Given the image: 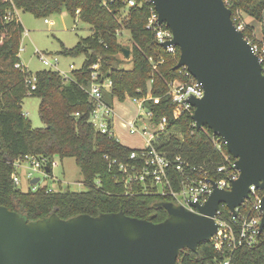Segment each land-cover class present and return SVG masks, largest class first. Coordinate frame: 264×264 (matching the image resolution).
<instances>
[{
	"label": "trees",
	"instance_id": "obj_1",
	"mask_svg": "<svg viewBox=\"0 0 264 264\" xmlns=\"http://www.w3.org/2000/svg\"><path fill=\"white\" fill-rule=\"evenodd\" d=\"M235 20L240 14L261 23L262 38H254V25L246 24L245 37L257 44L264 60V0H226ZM21 9L36 17H45L66 10L73 18L91 25L92 34L72 48L63 45L62 53L68 56L85 55L79 69H73L69 78L59 71L43 69L32 74L29 69L17 68L20 37L25 27L20 20H7L8 12ZM152 3L136 0L128 6V0H0V205L36 221L57 213L62 219L80 214L98 216L103 213L123 211L126 215L162 222L168 211L162 202L171 198L157 192L152 183L127 182V174L120 168L140 165V157L131 158L138 148H131L115 136L97 130L90 121L95 103L90 97L93 67L98 65L100 81L110 78V90H104L106 101H124L127 97L141 98L151 93L159 101H145L154 111L156 121L168 117V125L155 141L156 147L167 157L182 156L192 165L206 168L212 176L220 177L217 166L226 155L232 160L227 146L223 151L215 148L213 132L207 126L197 129L192 112L174 118L173 103L168 94L169 82L187 80L175 69L180 57L160 45L155 32L148 29ZM127 10V11H126ZM126 11V13H125ZM125 13V14H124ZM124 15V17H122ZM131 33L129 61L131 68L120 67L119 54L124 46L120 40L121 29ZM118 65L112 68L113 61ZM264 66V61H263ZM35 78L31 84L30 79ZM151 82V83H150ZM32 85L35 88H32ZM41 99L40 115L46 126L34 128L22 110L26 96ZM26 154L46 156L53 160L75 158L79 166L85 191L60 188L48 191V186L37 190H23L13 182L14 166L11 160ZM49 167L52 172V163ZM224 217L230 219L227 207L222 208ZM222 255L212 241L201 242L196 251H181L178 264H215ZM235 264H264L263 248H241L232 258Z\"/></svg>",
	"mask_w": 264,
	"mask_h": 264
},
{
	"label": "water",
	"instance_id": "obj_2",
	"mask_svg": "<svg viewBox=\"0 0 264 264\" xmlns=\"http://www.w3.org/2000/svg\"><path fill=\"white\" fill-rule=\"evenodd\" d=\"M149 1L174 35L162 46L180 49L174 68L186 67L204 85V97L187 99L196 128L207 126L225 140L239 178L230 190L215 184L204 204H193L198 212L160 203L168 211L162 222L123 211L68 219L53 213L29 221L0 205V264H178L181 251H196L217 232L215 217L222 203L236 215L251 185L264 192V66L235 25L231 8L226 0ZM123 56H130L129 48H123ZM117 65L114 60L112 68ZM261 210L262 230L264 195Z\"/></svg>",
	"mask_w": 264,
	"mask_h": 264
},
{
	"label": "built area",
	"instance_id": "obj_3",
	"mask_svg": "<svg viewBox=\"0 0 264 264\" xmlns=\"http://www.w3.org/2000/svg\"><path fill=\"white\" fill-rule=\"evenodd\" d=\"M135 5L136 0H128L129 7ZM17 11L18 9L13 6V10L8 12L5 18L7 20L18 19L17 13L14 15ZM158 17L153 5L146 27L155 32L158 43L162 45L172 40L174 35L165 23L159 22ZM234 23L238 29L244 31L246 25L242 20H238V17H236ZM166 49L171 53H176L177 46L170 45ZM252 49L259 55L263 64V50L257 44H252ZM41 59L45 65L55 67L54 70L59 71L64 78H69L67 72L58 68L59 58L57 56L52 61L49 57L42 54ZM16 67L28 69L22 62L17 63ZM93 67L95 70L91 73L93 81L89 88V94L95 106L91 112L90 121L97 130L115 136L113 120L111 119V115L115 114V110L113 103L109 104L104 95V90H110L113 81L110 78L100 81L101 72L98 71V65L95 64ZM71 68L75 69V65L72 64ZM180 72L187 77V80L177 78L169 82L168 94L171 96L173 103L174 118L181 117L185 112H194V107L187 102L188 98L191 96L202 98L205 95L203 83L194 78L186 67L180 68ZM30 82L31 84L34 83L35 78L32 77ZM32 88H35V86L32 85ZM149 99L154 102L159 101V98H154L151 93L141 98H133L139 107L146 109V116H136L133 120L124 123V125L128 126L130 133L139 132L145 140L143 148H138V150H134L131 153V158H141L140 165L134 164L128 167L122 164L120 168L127 174V182L140 181L145 184L150 182L157 187V192L170 197L171 202L176 205H182L190 211L198 212V209L193 204H204L212 194L215 184L220 189L230 190L232 188L234 181L240 176L239 170L235 168L236 159L232 160L229 155H226L224 162L217 166V173L221 174V176L216 177L212 176L206 168L190 164L182 156H176L173 159L167 157L159 151L155 141L158 135L166 130L168 117L163 116L159 121H156L154 111L145 106V101ZM139 121L142 123L141 127L137 126ZM213 143L219 151H223V146L226 145L222 137L214 135ZM9 162L15 168L13 173L14 184L18 187L21 185L22 179L18 170L19 168H26V163L29 166L27 167L29 171L26 174L30 182L28 189L37 190L40 187L38 185L39 182L37 184L31 182L36 178L33 172L47 174L46 168L49 167L52 160L50 161L46 156L26 154ZM48 191L56 190L48 187ZM249 194L244 203L236 208V215L224 203L221 204L220 209L217 211L215 219L218 224V230L210 241L213 242L215 249L222 255L216 259L215 264H235L232 261L233 255L243 247L249 249L260 247L264 249V228L262 230L260 228L263 216L261 200L264 192L255 185H251ZM223 207L229 209L230 219L224 217Z\"/></svg>",
	"mask_w": 264,
	"mask_h": 264
},
{
	"label": "rangeland",
	"instance_id": "obj_4",
	"mask_svg": "<svg viewBox=\"0 0 264 264\" xmlns=\"http://www.w3.org/2000/svg\"><path fill=\"white\" fill-rule=\"evenodd\" d=\"M16 13L18 20L25 27V31L19 41V57L22 64L28 67L32 74L43 69H55V67L44 64L41 59L42 54L49 57L52 61L57 56L59 58L58 68L67 72L68 75L72 73V64L75 65V69L82 67L86 59L85 55L68 56L62 53V49L63 45L72 48L81 38L90 36L92 34L91 25L81 21L78 17L73 18L66 10L45 17H36L32 13L21 9L15 12L14 15ZM240 15L242 16L240 19L245 25H254L253 36L260 40L262 38V32H260L261 23L245 14ZM119 40L124 46H129L127 48L131 50L132 39L128 29H121ZM118 57L120 59V67H132V63L123 54H119ZM154 98L157 99L158 97ZM40 102L41 99L39 97L28 95L22 103V110L34 128L46 126L41 119ZM113 107L115 114L111 115V119L113 120V132L116 139L128 147L143 148L145 145L143 136L139 132L130 133L128 126L124 125V123L133 120L140 114L141 116H146V109L139 107L132 97H127L124 101L115 100ZM137 126L141 127L142 123L139 121ZM25 166L26 168H19L18 170L22 179L19 187L23 190H27L30 184L26 176L29 171L27 167L29 166L26 163ZM33 173L35 177H40L39 186H48L56 191L60 188L71 191H85L87 189L82 181L81 170L75 158L72 157L61 159L59 156H54L52 172L47 174L41 172Z\"/></svg>",
	"mask_w": 264,
	"mask_h": 264
},
{
	"label": "crops",
	"instance_id": "obj_5",
	"mask_svg": "<svg viewBox=\"0 0 264 264\" xmlns=\"http://www.w3.org/2000/svg\"><path fill=\"white\" fill-rule=\"evenodd\" d=\"M260 29H261V28H260ZM260 32H262V31H260ZM115 100H118V99L115 98L114 101H115ZM114 101H113V105H114ZM139 116H141V114H140ZM119 141H120V140H119ZM120 142H121V141H120ZM121 143H122V142H121Z\"/></svg>",
	"mask_w": 264,
	"mask_h": 264
}]
</instances>
